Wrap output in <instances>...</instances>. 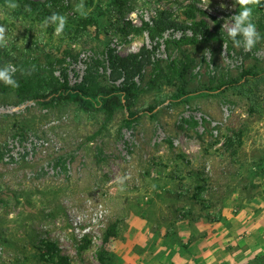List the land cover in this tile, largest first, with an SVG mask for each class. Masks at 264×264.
Returning a JSON list of instances; mask_svg holds the SVG:
<instances>
[{"label":"rangeland","instance_id":"1","mask_svg":"<svg viewBox=\"0 0 264 264\" xmlns=\"http://www.w3.org/2000/svg\"><path fill=\"white\" fill-rule=\"evenodd\" d=\"M80 3L69 0L71 11L60 14L65 24L57 34L55 25L27 15L17 0H0L4 65H14L15 74L18 67L53 65L56 78L65 68L74 84L85 74V56L109 48L122 56L144 45L152 49L150 36L132 31L128 21L140 27L166 12L179 23L203 19L215 29L213 17L226 31L240 7L238 0H83L81 14ZM251 6L261 37L251 50H230L216 40L167 43L183 36L175 29L157 38L153 62L159 68L145 70L135 106L157 109L141 113L129 128L125 110L104 126L102 112L21 101L0 87V264H46L40 260L43 241L56 243L71 264H101L100 254L107 264H150L162 257L160 246L171 249L168 259L174 247L181 252L192 241L183 240L182 231L196 226L217 234L224 225L232 237L228 250L239 248L227 217L264 216V76L248 78L240 89L218 87L239 79L243 69L264 75V0H251ZM173 62L185 68L183 79ZM181 85L189 96L172 104L166 98ZM233 132L241 133L242 144L226 149ZM113 226L117 237L106 241Z\"/></svg>","mask_w":264,"mask_h":264},{"label":"trees","instance_id":"2","mask_svg":"<svg viewBox=\"0 0 264 264\" xmlns=\"http://www.w3.org/2000/svg\"><path fill=\"white\" fill-rule=\"evenodd\" d=\"M22 10L26 11L27 15H34L39 20H45L46 17L52 13L64 14L71 11L69 0H17ZM188 16L194 19V13H187ZM205 14V13H204ZM264 18V14L262 16ZM215 22V29H211L209 25L201 19L191 23H179L172 20L166 12H160L158 17L150 21L142 20L140 27L135 26L132 22L128 21L126 25L137 34L146 32L152 40V49L146 45L142 46L138 52H133L127 56H122L115 49H106L100 54L89 57L86 63V71L80 82L71 84L68 77V70L61 69V78L54 76L53 65H50L46 70L27 68H19L18 72L14 75L17 81V87L11 88L0 83L3 90H12L19 97L21 101L28 99H38L47 105L68 104L72 103L77 106L81 111L89 115H94L102 112L105 115L104 126H107L114 118L118 110L126 111V118L124 126L129 128L133 126L140 117L141 113H149L154 115L157 105H149L144 109H135L138 97L143 92L139 83L142 81L145 70L152 66L154 70L159 68L158 61L153 62V56L156 52L159 43L157 38L163 37V34L168 30H180L183 34L179 41L175 39L167 40V43L175 44H195L200 41L208 42L216 40L222 45H226L228 49L233 50L231 41L227 38L226 31L220 27V22L211 17ZM91 22L90 18H86L82 27L86 29ZM82 30V29H81ZM191 32V37L186 33ZM199 37L201 38L199 40ZM0 50V54H1ZM0 66H4V61L0 59ZM171 67L179 71L180 78L183 79L185 68H178L175 62ZM48 70V71H47ZM264 75L261 73L253 72L252 70L243 69L240 78L237 80H229L223 82L218 90L221 88H243V83L247 82L248 78L261 79ZM244 80V82H243ZM210 90V89H208ZM189 93L184 86L177 89L176 94L168 95L167 100L173 104L186 102V97ZM251 103L250 110L255 111L256 99L252 93L249 95ZM242 144V137L240 132H233L231 137L226 139L225 148L230 149L235 145ZM199 189V188H198ZM199 192L194 195V199L198 200ZM117 237V231L113 226L106 234V241L110 238ZM86 246L82 247V249ZM40 260L46 264H71L69 257L62 254L61 249L56 243L50 241H43L42 248L40 249ZM255 259L251 264H258L262 261ZM101 264H107L104 254L99 255Z\"/></svg>","mask_w":264,"mask_h":264},{"label":"crops","instance_id":"3","mask_svg":"<svg viewBox=\"0 0 264 264\" xmlns=\"http://www.w3.org/2000/svg\"><path fill=\"white\" fill-rule=\"evenodd\" d=\"M227 218V222L230 224L229 226H231L232 230L238 235V238L241 241L238 245L239 248H232V250L230 249L231 251L228 250V246L232 242L230 241L232 237H226V227L224 225H220L222 230L218 229L219 232L217 234L214 231V228H212V231L205 234L202 233L204 231L202 229L200 230L198 226L190 227L189 229L182 231L181 238L183 240H186L185 238H187V240L192 238V241H185L186 245L181 247V252L176 250L179 247H174L175 251L173 255H171L172 258L168 259V254L171 252V249H168V246H160L159 250H161L162 257L157 261L155 259L152 260L150 264H251L255 259H263L264 224L262 223V225H258L257 223H259V219L263 220L264 216L255 218L253 215H249L246 218L242 217L241 214H238V216L233 218ZM243 223H246L249 226L245 227L246 225ZM219 224L220 223L217 225L219 226ZM239 228L241 231L238 230ZM244 230L248 235L246 236L247 238L243 240V236L240 235L244 234ZM258 236L262 238H258ZM218 238L219 241H217ZM241 243L245 245H241ZM146 264H148V262Z\"/></svg>","mask_w":264,"mask_h":264},{"label":"clouds","instance_id":"4","mask_svg":"<svg viewBox=\"0 0 264 264\" xmlns=\"http://www.w3.org/2000/svg\"><path fill=\"white\" fill-rule=\"evenodd\" d=\"M239 11L236 15L231 17L230 26L227 27V38L231 41L233 47H242L245 51L251 50L260 40V33L257 31L256 25L252 21L253 8L251 0H238ZM16 5L11 4L10 7L14 8ZM77 11L81 14L84 13L83 0L77 5ZM45 26L55 25L54 32L60 33L65 24V17L57 13H52L44 20ZM6 28L0 25V39L3 38ZM16 67L12 64L0 66V83L11 88L17 87V81L14 79ZM124 177L118 178L119 183H123Z\"/></svg>","mask_w":264,"mask_h":264},{"label":"built area","instance_id":"5","mask_svg":"<svg viewBox=\"0 0 264 264\" xmlns=\"http://www.w3.org/2000/svg\"><path fill=\"white\" fill-rule=\"evenodd\" d=\"M87 61H88V59H87L86 56L84 57V59H82V60L80 59V63H81V64L84 63L85 66H86ZM85 71H86V69H85ZM83 76H84V75H83ZM83 76L81 77L80 81L82 80ZM80 81H79V82H80ZM74 84H75V83H74Z\"/></svg>","mask_w":264,"mask_h":264}]
</instances>
